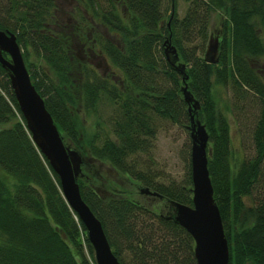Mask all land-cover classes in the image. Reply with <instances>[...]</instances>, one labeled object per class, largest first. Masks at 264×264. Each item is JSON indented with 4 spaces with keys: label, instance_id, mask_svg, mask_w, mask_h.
I'll use <instances>...</instances> for the list:
<instances>
[{
    "label": "trees",
    "instance_id": "obj_1",
    "mask_svg": "<svg viewBox=\"0 0 264 264\" xmlns=\"http://www.w3.org/2000/svg\"><path fill=\"white\" fill-rule=\"evenodd\" d=\"M74 1L72 17L59 22L56 0H0V29L16 35L64 144L82 156L76 181L114 254L124 264H196L192 236L160 216L172 211L169 201L192 206L190 159L181 183L159 182L149 164L158 118L183 117L189 125L182 75L164 53L170 35L208 132L207 166L228 264H264V77L256 66L264 56V0H185L181 18L177 0ZM217 10L223 16L221 49L212 64L203 54ZM31 54L40 72L30 69ZM87 55L104 58L109 72H99ZM219 87H229L234 102L223 103ZM242 99L257 101L259 113L254 155L236 161L227 113ZM96 163L135 184L139 198L124 190L98 192L81 176ZM0 170V264H95L85 227L32 141L1 64ZM259 181L262 199L246 205L244 197Z\"/></svg>",
    "mask_w": 264,
    "mask_h": 264
},
{
    "label": "water",
    "instance_id": "obj_2",
    "mask_svg": "<svg viewBox=\"0 0 264 264\" xmlns=\"http://www.w3.org/2000/svg\"><path fill=\"white\" fill-rule=\"evenodd\" d=\"M164 53L171 68L182 75L181 92L189 116L190 172L192 206L169 201L172 211L162 218L182 226L193 238L196 264H228L230 251L224 233L221 215L213 197L208 170L209 136L198 118L200 105L186 84V66L179 60L170 35L164 40ZM221 42L218 36L209 35L203 54L204 61L216 64ZM8 54V58L3 56ZM0 64L5 68L10 86L32 141L57 174L60 189L69 207L77 214L87 234L96 264H124L112 251L102 224L83 200L76 181L81 171L79 151L66 146L56 124L47 110L44 98L36 90L25 65L22 49L16 35L0 29ZM146 194L160 195L141 188Z\"/></svg>",
    "mask_w": 264,
    "mask_h": 264
},
{
    "label": "rangeland",
    "instance_id": "obj_3",
    "mask_svg": "<svg viewBox=\"0 0 264 264\" xmlns=\"http://www.w3.org/2000/svg\"><path fill=\"white\" fill-rule=\"evenodd\" d=\"M56 5L55 16L58 18V21H68V17H72V13H74V8H72L75 5L74 0H56ZM187 7L188 2L177 0V12L180 18L184 16ZM222 19L223 16L218 10L212 14L208 28L209 35L213 34L218 37L221 35ZM100 29L103 28L101 27ZM89 54L91 55V52ZM81 56L84 58L83 55ZM28 59L33 63L30 69L40 72L34 55H29ZM85 59L90 64L96 61L94 57H88V55ZM96 65L98 71H102L101 73L103 74L108 73L110 70V67L103 61ZM256 66L264 77V56L259 59ZM164 84L168 86V80H165ZM218 92L220 100L223 103L231 104L234 102L232 90L229 87H219ZM258 113L259 105L257 101L251 99H242L235 102L232 110L227 113L230 122L231 148L233 158L236 161L248 159L254 155L253 131ZM81 120L83 126L86 125L88 127V122H85L82 117ZM187 124L188 120L183 117L177 122L167 120L166 118L157 119L156 135L150 150L152 158L149 164L151 169L159 174L157 179L159 182L165 184L169 182L181 183L186 178L191 146L189 130L186 127ZM86 126L85 128H87ZM70 146L74 147L72 144ZM81 176L102 194L116 193L118 190H124L127 194L134 196V198H139L136 185L132 184L127 178L117 174L107 163H96L94 167L88 170L83 169ZM260 182L254 185L251 194L244 197L243 200L246 205L256 204L262 199L263 182Z\"/></svg>",
    "mask_w": 264,
    "mask_h": 264
},
{
    "label": "flooded vegetation",
    "instance_id": "obj_4",
    "mask_svg": "<svg viewBox=\"0 0 264 264\" xmlns=\"http://www.w3.org/2000/svg\"><path fill=\"white\" fill-rule=\"evenodd\" d=\"M74 4L75 5H73V7L72 8H74L75 6H76V2L74 1ZM100 57H98V58H96V57H94V59H96V61L93 63L94 64V66L96 67L97 65L96 64H99L100 62H101V60L99 59ZM102 67V66H101ZM103 67H104V65H103ZM102 72V71H101Z\"/></svg>",
    "mask_w": 264,
    "mask_h": 264
},
{
    "label": "bare ground",
    "instance_id": "obj_5",
    "mask_svg": "<svg viewBox=\"0 0 264 264\" xmlns=\"http://www.w3.org/2000/svg\"><path fill=\"white\" fill-rule=\"evenodd\" d=\"M194 96V95H193ZM195 98V97H194ZM196 99V98H195ZM197 100V99H196ZM199 103V102H198ZM199 105H200V103H199ZM200 109V108H199ZM189 130V129H188Z\"/></svg>",
    "mask_w": 264,
    "mask_h": 264
}]
</instances>
